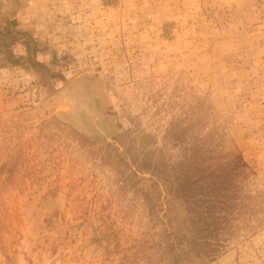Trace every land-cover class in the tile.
<instances>
[{
	"label": "rangeland",
	"instance_id": "rangeland-1",
	"mask_svg": "<svg viewBox=\"0 0 264 264\" xmlns=\"http://www.w3.org/2000/svg\"><path fill=\"white\" fill-rule=\"evenodd\" d=\"M0 264H264V0H0Z\"/></svg>",
	"mask_w": 264,
	"mask_h": 264
},
{
	"label": "trees",
	"instance_id": "trees-1",
	"mask_svg": "<svg viewBox=\"0 0 264 264\" xmlns=\"http://www.w3.org/2000/svg\"><path fill=\"white\" fill-rule=\"evenodd\" d=\"M220 159L222 162L219 161L215 167L211 165L207 167L197 160L191 163V171L178 181L179 192L188 202L192 197L203 194L206 191L205 187L210 189V192H214L224 191L236 185L237 178L246 167L245 159L234 150L228 151Z\"/></svg>",
	"mask_w": 264,
	"mask_h": 264
},
{
	"label": "water",
	"instance_id": "water-1",
	"mask_svg": "<svg viewBox=\"0 0 264 264\" xmlns=\"http://www.w3.org/2000/svg\"><path fill=\"white\" fill-rule=\"evenodd\" d=\"M78 84H80V83H74V84L69 85V89L76 88Z\"/></svg>",
	"mask_w": 264,
	"mask_h": 264
}]
</instances>
